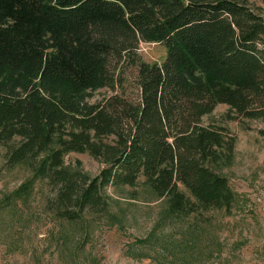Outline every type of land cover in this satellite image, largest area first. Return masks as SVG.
Masks as SVG:
<instances>
[{"label": "trees", "instance_id": "trees-1", "mask_svg": "<svg viewBox=\"0 0 264 264\" xmlns=\"http://www.w3.org/2000/svg\"><path fill=\"white\" fill-rule=\"evenodd\" d=\"M141 44L164 60L144 62ZM218 105L228 121L264 122V19L243 2L0 0L4 166L49 180L64 221L105 214L109 187L143 186L175 217L229 213L236 194L218 170L236 140L203 122ZM69 153L103 167L90 177Z\"/></svg>", "mask_w": 264, "mask_h": 264}, {"label": "rangeland", "instance_id": "rangeland-1", "mask_svg": "<svg viewBox=\"0 0 264 264\" xmlns=\"http://www.w3.org/2000/svg\"><path fill=\"white\" fill-rule=\"evenodd\" d=\"M237 1L264 19L261 0ZM139 54L160 64L166 50L141 44ZM126 86H134L132 72ZM105 94L110 91H97L94 99ZM227 111L218 105L203 122L223 126L236 140L232 162L218 170L236 194L229 213L175 217L143 186L109 187L105 214L67 222L56 213L55 186L28 181L26 168H6L0 147V264H264V122L228 121ZM64 161L90 177L103 167L87 154L69 153ZM26 182L27 199H16Z\"/></svg>", "mask_w": 264, "mask_h": 264}]
</instances>
